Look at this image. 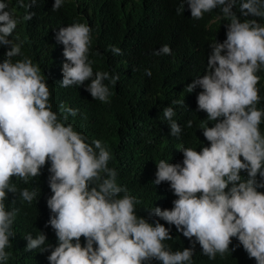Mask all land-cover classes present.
<instances>
[{"label": "clouds", "instance_id": "obj_1", "mask_svg": "<svg viewBox=\"0 0 264 264\" xmlns=\"http://www.w3.org/2000/svg\"><path fill=\"white\" fill-rule=\"evenodd\" d=\"M161 0H135L133 9L152 20L163 9ZM28 11L24 21L36 15L30 9L38 0H15ZM66 0H54L51 10L59 11ZM0 0V264H7L15 237L14 224L20 208L12 203L31 205L38 200L35 188H18V180L28 184L46 166L51 195L45 227L55 233L56 244L48 243L46 233L35 237L26 233V252H48V264H193L196 244L201 254L214 260L242 246L249 259L264 264V97L258 87L264 71V0H181L174 4L177 15L202 20L218 10L219 20L227 21L226 39L216 38L204 74L187 84L188 93L199 88L196 111L206 113L201 123L205 146L200 150L181 144L182 162L163 159L156 165L154 185L167 182L173 195L171 209L152 207L149 222L137 215L136 196L118 184V171L109 167L113 159L107 144L90 139L76 130L69 116L79 109L61 102L53 111L47 79L37 63L22 52L23 41L13 36L19 19ZM190 13V14H189ZM185 20V17H179ZM54 30V39L63 45L62 88L84 87L93 100L109 104L119 74L94 71L89 58L92 28L74 21ZM113 55L122 50L109 45ZM170 45L154 50V56H171ZM21 57L20 59H14ZM147 77L152 76L145 69ZM105 81H108L106 84ZM88 82V83H86ZM172 105L185 107L184 101ZM163 109L171 137L179 139L181 125L173 119L174 107ZM63 114V115H61ZM211 122L212 126H208ZM186 127H193L188 120ZM246 174V175H242ZM189 240L190 246L173 251L165 243L173 239L171 228ZM83 237V245L81 238ZM232 238L238 241L232 245ZM47 242V243H46Z\"/></svg>", "mask_w": 264, "mask_h": 264}, {"label": "trees", "instance_id": "obj_2", "mask_svg": "<svg viewBox=\"0 0 264 264\" xmlns=\"http://www.w3.org/2000/svg\"><path fill=\"white\" fill-rule=\"evenodd\" d=\"M9 11L19 19L13 36L23 41L22 52L32 58L45 74L51 92L53 111H58V105L79 109L76 117L69 116L76 130L84 133L90 139H101L112 153L113 159L109 167L118 171L117 182L125 186L130 194L137 197V215L152 222L155 217L149 211L152 207L162 210L173 207L176 199L167 182L154 185L156 165L163 159L169 163L182 162V153L178 150L183 144L200 150L201 142H208L199 129L201 123L207 121L206 113L196 111L197 88L188 93L187 84L197 76L204 74L207 57L210 53L208 44L215 38L223 42L226 39L225 24L219 20L218 10L205 14L202 20H193L191 16L177 15L174 4L181 0H161L163 11L152 20H145L134 9L135 0H66L64 6L53 12L54 0H38L30 11L36 15L31 21H24L23 16L28 11L19 8L15 0H7ZM190 14V13H189ZM185 17V20L179 18ZM74 21L85 22L92 28L93 42L89 58L94 62V71H108L112 75L119 74L120 79L113 91L109 104L93 100L84 87L62 88L61 66L64 61L63 45L54 39V30L59 26H67ZM264 23V20L260 21ZM168 44L172 49L171 56H154L152 52L160 46ZM109 45L119 47L123 55H113L108 50ZM6 48L0 47V59ZM15 57L14 59H20ZM150 69L152 76H145L144 70ZM261 81L258 85L260 95L264 97V71L258 73ZM88 83V82H86ZM107 84L108 81H105ZM184 101L185 107L172 105V101ZM172 105L176 115L173 117L182 127L179 139L169 135L170 129L163 117V109ZM264 107V100L259 105ZM63 115V114H61ZM192 120L193 127H186ZM208 126H212L211 122ZM264 133V123L261 124ZM46 165L41 175L30 179L28 184L18 180V188H35L38 193L37 202L31 205L21 204L11 193L8 194V207L20 208L12 240L13 247L7 264H48V252L40 254L38 250L26 252V233L35 237L38 230L46 233L48 243L55 245L56 237L51 227H45L50 210L46 199L52 194L48 187L49 175ZM246 175V174H242ZM264 191V189H259ZM170 227L173 239L166 241L172 250H182L190 246L189 240L182 233ZM47 243V242H46ZM83 245V237L81 238ZM238 241L232 238L230 249ZM193 264H256L249 259L242 246L235 251L219 254L214 260L201 254L199 244H196ZM152 264H159L153 261Z\"/></svg>", "mask_w": 264, "mask_h": 264}]
</instances>
